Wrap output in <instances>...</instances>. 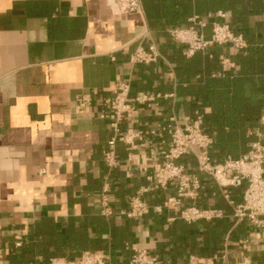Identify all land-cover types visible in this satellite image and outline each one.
<instances>
[{
  "label": "crops",
  "instance_id": "1",
  "mask_svg": "<svg viewBox=\"0 0 264 264\" xmlns=\"http://www.w3.org/2000/svg\"><path fill=\"white\" fill-rule=\"evenodd\" d=\"M236 1L239 5L232 9L225 0H144L142 13L119 15L109 0H0V264L77 259L86 251L67 257L52 246L53 239L81 234L97 217L113 220L128 236L123 246L114 248L107 227L100 235L102 245L87 250L109 253L108 264H130L135 250L147 251L157 264H188L192 259L264 264V227L234 216L244 192L236 199L230 189L238 187L224 189L200 173L193 155L177 163L200 179L197 199L184 198L180 206L161 213L152 210L139 220L119 215L139 193L151 206L163 205L176 196L177 183L159 188L148 181L129 161L130 150L121 142L119 166L109 171L104 154L112 130L110 122L99 117L102 100L113 94L119 81L131 84L133 97L174 95L160 99L158 106L139 107L121 124L147 139L152 129L172 117L184 125L196 111L210 114L212 102L206 94H197L200 89L234 92L247 104L264 107V55L259 60L255 52L264 49V0ZM219 13L245 37L242 54L224 45L187 57L185 46L170 38V29L198 21L206 23L203 31L209 37ZM151 43L161 53L159 61L133 64L136 49ZM80 99L85 103L78 111ZM247 133L258 139L264 134L261 122ZM208 135L213 142L218 137L216 131ZM153 143L164 152L170 138L166 135L164 144L154 138ZM250 150L251 143L239 157ZM105 184L115 212L109 218L101 214ZM193 205L219 211L220 216L182 220L180 210ZM89 234L98 236L91 229Z\"/></svg>",
  "mask_w": 264,
  "mask_h": 264
},
{
  "label": "built area",
  "instance_id": "2",
  "mask_svg": "<svg viewBox=\"0 0 264 264\" xmlns=\"http://www.w3.org/2000/svg\"><path fill=\"white\" fill-rule=\"evenodd\" d=\"M143 1L109 0V4L115 14H140L143 10ZM218 17L220 20L213 23L209 37H206L203 31L207 26L206 23L198 21L187 28L170 29V38L185 46L184 55L187 57L207 51L213 46L230 45L238 50L246 49L245 37L235 33L231 26L223 21L226 15L219 13ZM160 58L159 49L151 43L146 47L139 46L131 56V62L151 65L157 63ZM131 94V84L119 81L113 94L102 100L99 117L108 120L112 130L104 154V163L109 171L119 166L117 145L121 142L130 150L129 161L141 174L147 176L148 181L154 182L159 188H167L172 182H176L177 194L167 199L163 205L153 207L143 199L142 193H139L130 199L128 208L121 210L119 215L129 220H139L150 214L152 210L161 213L172 205L180 206L184 198L197 199L201 187L200 179L197 176H189L185 166L177 163L183 156L193 155L197 160L198 171L212 177L222 188H244L243 201L235 206L234 216L238 220H248L258 228L264 227V134H259L258 140L252 143L251 150L246 155L239 158L227 157L223 161H218L210 155L209 149L213 138L203 131V115L199 111H196L192 119L184 125H179L175 117H172L168 124L158 125L150 131L151 139H147L134 128L122 129L121 124L131 119L139 107L152 108L158 106L160 99L174 96L156 93L133 97ZM79 102L81 104L78 111L85 103L83 99ZM260 122L264 128V116L261 117ZM166 135L170 138V146L167 151L161 152L153 140L157 138L160 144H164ZM139 150L144 152L136 154L135 152ZM159 152L162 153L161 162H158ZM100 203L103 217L109 218L115 214L109 199L108 184L103 187ZM179 216L182 220L193 223L217 218L220 212L193 205L182 208ZM21 246L22 242L19 240L17 247ZM109 260L110 254L105 251H86L77 259L51 258L47 264H108ZM130 264L157 263L147 251L135 250L131 255ZM188 264L213 263L192 259Z\"/></svg>",
  "mask_w": 264,
  "mask_h": 264
},
{
  "label": "trees",
  "instance_id": "3",
  "mask_svg": "<svg viewBox=\"0 0 264 264\" xmlns=\"http://www.w3.org/2000/svg\"><path fill=\"white\" fill-rule=\"evenodd\" d=\"M225 1L231 3L232 9H236L239 5L236 0ZM240 51L242 54L243 51ZM255 52L259 60L264 55V49L255 50ZM219 83L217 80L216 84ZM197 94H206L212 102V112L210 114H203L202 111H199L203 115V131L207 134H212L213 131L218 133V137L214 139L209 149L211 157L218 161H223L224 159L220 156L239 158L241 154L247 152L249 143L252 145L258 140L255 136H249L247 132L250 128L255 129L258 127L261 116L264 113V107L261 105H249L239 95L234 94V92L229 93L226 90L215 91L212 94L210 91L200 89ZM230 192L235 194L236 199H239V196L244 192V188H231ZM221 223L217 221L215 224L220 226ZM107 227H110L111 230L113 247L123 246L128 238L123 230L124 228L116 225L113 220L108 221L101 217L91 218L89 224L83 227L81 234L69 232L57 239L53 237L54 243H52V246L60 250V252H64L67 257H70L74 251L96 250L102 245L100 235H104V230ZM90 229L96 231L98 236H91L89 234Z\"/></svg>",
  "mask_w": 264,
  "mask_h": 264
}]
</instances>
